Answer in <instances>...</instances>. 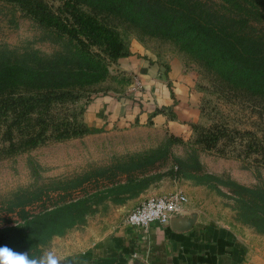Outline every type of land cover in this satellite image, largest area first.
I'll return each mask as SVG.
<instances>
[{"label":"rangeland","instance_id":"obj_1","mask_svg":"<svg viewBox=\"0 0 264 264\" xmlns=\"http://www.w3.org/2000/svg\"><path fill=\"white\" fill-rule=\"evenodd\" d=\"M44 1L53 10L60 6L59 0ZM114 23L119 54L100 44L82 45L15 1L0 0V65L43 71V86L61 85L56 95L46 91L50 104L22 122L24 129L42 130L43 141L7 153L4 125L0 128V246L46 264L114 231L138 200L182 190L186 208L229 225L264 260V217L256 215L251 200L264 198L263 108L220 80L176 38L130 19ZM135 44L193 73L200 112L190 131L176 134L149 123L112 131L87 127L82 114L97 96L140 98L134 73L119 61ZM56 129L70 135L55 138ZM12 131L18 141L19 128ZM205 133L220 135L213 142ZM77 199L83 203L59 209L56 220L40 229L26 224L32 214ZM13 225L22 229L12 232Z\"/></svg>","mask_w":264,"mask_h":264},{"label":"trees","instance_id":"obj_2","mask_svg":"<svg viewBox=\"0 0 264 264\" xmlns=\"http://www.w3.org/2000/svg\"><path fill=\"white\" fill-rule=\"evenodd\" d=\"M13 1L40 23L54 27L82 45L100 44L110 53L119 50L114 19L134 20L136 24L172 36L220 80L252 96L264 111V0H59L57 10L44 0ZM45 79L43 71L12 62L0 65V128L4 125L8 140L5 152L19 146H33L46 138L33 125L28 129L22 125L24 120L31 119L32 110L50 104L47 90L53 95L61 92L58 90L61 85L43 86ZM14 126L21 132L18 141L13 140ZM68 135L70 131L63 129L54 137ZM219 135L203 136L214 142ZM251 200L256 215L263 218L264 198ZM82 201L77 199L32 214L26 224L39 228L47 220L55 221L59 209ZM8 229L16 232L22 227L13 225Z\"/></svg>","mask_w":264,"mask_h":264},{"label":"crops","instance_id":"obj_3","mask_svg":"<svg viewBox=\"0 0 264 264\" xmlns=\"http://www.w3.org/2000/svg\"><path fill=\"white\" fill-rule=\"evenodd\" d=\"M119 61L134 73L140 85L137 90L140 98L97 96L82 114L87 127L112 131L149 123L176 134L187 132L189 123L200 112L195 101L193 73L176 63L164 64L136 44ZM55 261L57 264H264L232 227L206 221L189 208L172 216L167 223L154 220L147 229L124 222L90 246L62 254Z\"/></svg>","mask_w":264,"mask_h":264},{"label":"built area","instance_id":"obj_4","mask_svg":"<svg viewBox=\"0 0 264 264\" xmlns=\"http://www.w3.org/2000/svg\"><path fill=\"white\" fill-rule=\"evenodd\" d=\"M187 201L188 197L182 190L171 191L159 196H147L130 209L125 222L144 229H147L154 220L167 223L172 216L186 210Z\"/></svg>","mask_w":264,"mask_h":264},{"label":"clouds","instance_id":"obj_5","mask_svg":"<svg viewBox=\"0 0 264 264\" xmlns=\"http://www.w3.org/2000/svg\"><path fill=\"white\" fill-rule=\"evenodd\" d=\"M0 264H37V261L30 259L27 252H17L7 245L0 246ZM50 264H57L51 260Z\"/></svg>","mask_w":264,"mask_h":264}]
</instances>
